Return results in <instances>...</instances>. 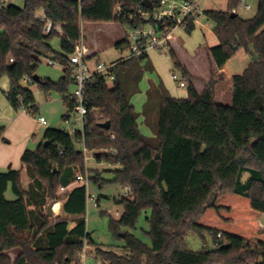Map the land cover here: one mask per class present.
<instances>
[{
    "label": "trees",
    "instance_id": "16d2710c",
    "mask_svg": "<svg viewBox=\"0 0 264 264\" xmlns=\"http://www.w3.org/2000/svg\"><path fill=\"white\" fill-rule=\"evenodd\" d=\"M143 1L25 0L22 8L0 0V80L9 79L5 94L12 108L38 109L34 92L24 85L29 77L31 85L46 96L61 97L68 107L64 119H69L74 107L69 95L75 82L70 56L83 38V24H147L137 16L140 9L146 10ZM228 1L227 11H203L214 23L220 44L209 50L210 78L201 93L194 85L197 78L169 47L189 95L173 97L160 83L147 90L140 114L131 97L139 90L144 70L150 69L149 56L128 58L114 68L113 81L95 75L87 82L88 112L82 131L71 135L49 127L34 151L25 150L21 161L31 179L28 190L21 170L0 172V264H82L85 241L96 246L97 258L107 264H154L158 258L159 264H264V0H258L251 18L232 17L240 0ZM196 19L188 18L187 34L195 30ZM46 20L61 25L64 33L54 28L46 34ZM164 27L175 26L160 24ZM55 36L60 37V51L51 44ZM127 44L124 39L116 47ZM241 48L254 51L258 61L233 76L232 104L218 103V71ZM42 57L63 66L65 74L58 81L41 77L40 82L34 81ZM140 115L147 126L156 115L153 136L141 132ZM106 122L109 129L101 126ZM4 131L0 127V140ZM82 143L96 151L98 163L120 166L112 171L110 182L131 189L118 202L123 205L120 217L110 219L111 231L124 240L125 254L97 246L88 233L84 185L64 195V216L51 219L43 208L49 201L59 203L57 189L69 185L76 170L84 171L85 155L78 148ZM90 181L102 185L106 180L94 174ZM9 187L16 199L7 198ZM147 210L150 244L126 231L136 228ZM121 232L126 233L124 238ZM189 232L202 238L211 235L218 247L191 251L185 241ZM15 249L19 253L13 260L9 253Z\"/></svg>",
    "mask_w": 264,
    "mask_h": 264
},
{
    "label": "rangeland",
    "instance_id": "374dc122",
    "mask_svg": "<svg viewBox=\"0 0 264 264\" xmlns=\"http://www.w3.org/2000/svg\"><path fill=\"white\" fill-rule=\"evenodd\" d=\"M2 3L4 5L8 4H14L16 6L22 7L24 6L25 0H2ZM256 8H257V1L253 3V7L250 10H246L243 7H238L237 11L242 17L244 18H251L256 14ZM86 35L88 40H86L87 45L90 47V49H93L92 44L98 45L99 52L94 55L92 58H89L87 60V63L89 67L92 69L95 68L96 64L102 63V64H111L113 62H116L118 60H122L123 58L129 56L130 51L129 48L125 45L122 48L116 47V41L120 40L121 37H123L124 28L118 23L115 22H108V23H85L83 24ZM174 35H179L182 38H185V36L190 35L185 32V29L183 30L182 27H177L173 31ZM51 44L53 45L54 49L57 51H60V37L55 36L54 39H52ZM154 52H157L158 56L160 57V74L161 77L166 79L167 82H169L172 87L176 89L177 95L179 96L184 95V93L187 92V87H179L177 81H175L172 78V72L175 71L179 74V76L182 77L181 73L175 69L173 65V61L171 60L169 56V49L166 50H153ZM192 55V53H191ZM49 59L42 57L41 63L38 68L37 74L41 78H49L53 81H58L64 73V68L61 64L55 63L53 66L52 64L48 63ZM205 61V60H204ZM206 62V61H205ZM203 63V62H202ZM201 62L196 63L193 62V68L196 71V73L203 75V71L205 68H202L204 66ZM147 62L145 61L143 65H146ZM201 64V65H200ZM144 77L139 83V90L137 93H135L131 97V103L135 106V109L138 113H142L143 105L146 101V93L150 85L152 84L151 81H154L157 83L160 82L161 77L156 73L155 71L147 68L144 70ZM8 78L4 77L1 81V86L5 85V81H7ZM186 81V80H185ZM28 88H31V90L34 92V95L36 97L38 109L35 112H29L26 109H21L19 111L14 110L15 112H19L18 114L21 115L20 118H22L23 123L33 127V132L36 134V139L31 141L29 143L27 150H35L39 143L41 142L44 134V131L51 127L54 129H59L62 131H66L67 133L74 135L77 131L83 130V118L80 114L77 112L72 111L70 113L69 119H64V116L68 112V107L65 105L64 101L61 99L60 96L57 94H52L51 96H46L37 85H31L24 83ZM6 106L9 107V102L6 97V94L3 91H0V114H6L4 118L7 117V111ZM45 117L47 119L48 125H41L40 121H38L39 117ZM3 117V116H1ZM156 115L155 118L152 120V123L147 126V124L144 122L143 115H140L138 117V124L141 132L146 136H153L154 135V129L157 126L156 121ZM5 121H0V127H4ZM24 124L22 126H24ZM21 130H18L15 127L10 128L9 130V136L16 140V138L19 137ZM23 132V131H21ZM4 135V134H3ZM15 145V142H14ZM78 148L82 149V145H78ZM94 152L96 151H90L88 153L89 156H84L85 162H84V171L80 172L76 170V174H84L89 179L92 175L97 174L99 177L101 176L103 178L104 183L102 185H96L91 182L89 193L94 194L96 199L99 200V206L96 205L97 203L93 199H88L87 203V211L85 214L86 224H87V231L91 234V238L93 241H95L97 246H102L105 250H113L119 254H125V251L122 249L124 240L123 239H117L114 232L110 229V219L111 218H119L122 211H123V205L118 204V202L126 197L125 195V188L122 187L118 183L110 182L114 177V174L112 171L116 169H120V166L111 165L105 162L98 163V161L94 158ZM16 165V164H15ZM23 165L22 161L18 163L15 167L17 170H21L23 173L22 177V183L23 187L28 190L30 185V177L28 173L26 172V168H21ZM15 168V169H16ZM76 175V176H77ZM76 181V177L71 183H74ZM77 184L71 186V188H74ZM62 187V186H61ZM59 187L57 189L56 197L60 199V202L57 203L53 208V216H51V219H54L58 216H64V213L61 209L62 202L64 201V195L66 192H68L71 188L67 190H62V188ZM6 196L9 200L16 199L12 188L9 187ZM49 201V200H48ZM54 201H49L43 208L45 209V212H47L49 205ZM30 208H33V206H30ZM150 215V210L144 211L140 218L137 221L136 228L134 229H127L126 231L133 233L138 238H141L145 243L150 244V238L146 234V231L149 230L150 225L147 221V216ZM262 223L264 224V215L261 218ZM71 223H74V220L70 221ZM125 231V230H123ZM125 233V232H121ZM120 233V234H121ZM124 238V237H123ZM187 247L192 251H198L202 249H216L218 247L217 243L214 242L211 235L206 234L205 238H202L200 235H198L195 232H189L186 235L185 238ZM96 246L94 247L90 243H87L86 247V253L85 256L82 257V264H107L102 263L100 258H97L95 254ZM11 258H13L15 253L13 251H10ZM154 264H159V258L155 260Z\"/></svg>",
    "mask_w": 264,
    "mask_h": 264
},
{
    "label": "crops",
    "instance_id": "0c3cea01",
    "mask_svg": "<svg viewBox=\"0 0 264 264\" xmlns=\"http://www.w3.org/2000/svg\"><path fill=\"white\" fill-rule=\"evenodd\" d=\"M228 4H229L228 0H198V5L202 11L205 10L227 11ZM236 13L239 14L238 11ZM84 26L82 32H83V39L86 41L88 40V38ZM214 31H215L214 23L211 20L207 19L206 16L200 15L199 17H197L195 21V30L192 32V34L188 36L186 35L185 38H182L179 35L176 36L172 34L169 41V45H171L169 47H172L175 50L180 61H182L181 63L183 64V66H185L188 69L191 75L197 78L196 80H194V85L199 93H201L204 90L205 82H208L210 78L211 64L208 58L209 50L220 44V40ZM122 35L123 37H121L120 40L116 41V43H119L120 41L124 40V33ZM92 47L93 49L90 50L94 56L99 52V48L98 45L95 44H92ZM148 56H149L148 60L150 62V69L158 73V75L161 77L159 70L161 62L157 52L151 50L148 53ZM193 62L196 63L203 62L202 65L200 64L201 66H204L202 68H205V70L203 71V75L196 73V71L192 67ZM251 62H252L251 53H247L243 48H241L236 52V54L233 57H231V59L228 60L224 68L218 71V78L220 80H218V83L216 85V96H215V99L218 103L227 104V105L232 104L233 102L232 78L234 75L243 73V71ZM151 82L152 84L150 85V87L153 86L158 87L159 84L162 83L165 86V88L168 90L170 95L173 97L186 98L189 95L187 90V92L184 93V95L180 94L178 96L176 89L172 87V85L169 82H167L166 79H164L163 77H161L160 82L157 84L154 81ZM186 84L188 86L187 81ZM0 87H2L1 91L6 93L9 89V79L5 81L4 86L3 85L1 86V81H0ZM6 111H7L6 118H4L6 114H0V121L4 120L6 123L5 124L6 126H4L5 128L3 135L4 137L2 140H0V172L7 171L9 168L15 169L16 168L15 166L18 165V163L20 162L23 153L25 152V150L28 149L29 143L33 141V139L34 140L36 139L35 138L36 134L33 132V127L27 125L26 123L25 124L23 123L22 118H20L21 115L18 114L19 112H15L10 104L9 107L6 106ZM23 124L24 126H22ZM12 127H15L18 130L23 131V132L20 131L21 134L19 135L18 138H16L15 141L13 138L9 136L10 134L9 130ZM21 168H26L25 164H23ZM63 203L64 202H62V205ZM62 205H61V209H62ZM12 251L13 253H15V255L19 253L18 249ZM9 255L11 256L10 253ZM16 256H14L12 259L14 260Z\"/></svg>",
    "mask_w": 264,
    "mask_h": 264
},
{
    "label": "built area",
    "instance_id": "2783aa9c",
    "mask_svg": "<svg viewBox=\"0 0 264 264\" xmlns=\"http://www.w3.org/2000/svg\"><path fill=\"white\" fill-rule=\"evenodd\" d=\"M153 1L156 2V6L153 7ZM258 0H240L238 7H243L246 10H250L253 7V3ZM152 5L146 10L140 9L137 12V16L148 22L147 24L137 26H124V39L126 40L127 47L129 48V56L118 60L111 64L97 63L95 68L89 67L87 60L93 55L86 41L82 38L78 43L74 45V51L70 56V63L73 70L74 86L70 92L69 99L73 102V111L80 114L83 118L87 114L88 110L85 105V86L87 82L95 75H103L109 81H113L114 68L121 62L131 57H140L144 54H148L151 50H166L169 49V40L173 31L177 27H182L183 30L186 28L188 18L190 16L199 17L203 15V11L198 5V0H151ZM233 9V12H237V8ZM117 13H121V7L117 8ZM40 18H43L40 16ZM171 22L174 24V29L170 30L167 27L160 28V24ZM45 33L49 34L54 28H56L59 34H63L62 26H54L51 20H46ZM13 61V59H11ZM49 64L52 66L56 63L55 61L49 60ZM172 78L178 82L180 87H187L186 81L183 77L179 76L177 72H173ZM24 82L31 84L32 80L29 77L24 79ZM41 125H48L47 119L43 116L38 118ZM82 150L84 155L89 156L90 152L87 147L82 143ZM84 185L87 189L88 199H93L98 205V200L94 194L89 193L91 181L84 174L80 173L76 176V181L70 183L67 186H62V190H67L73 185ZM125 195L131 193L130 188H125ZM87 242L85 241L84 249L81 257L85 256Z\"/></svg>",
    "mask_w": 264,
    "mask_h": 264
},
{
    "label": "water",
    "instance_id": "95a60500",
    "mask_svg": "<svg viewBox=\"0 0 264 264\" xmlns=\"http://www.w3.org/2000/svg\"><path fill=\"white\" fill-rule=\"evenodd\" d=\"M142 4H143L144 7L149 8V7H151L152 2H151V0H144ZM231 16L235 17V16H238V15H237V13L233 12V13H231ZM251 56H252V62H257L258 61V57H257V55L255 54L254 51L251 52ZM34 81L35 82H40V76L38 74H36L34 76ZM101 126L103 128L109 129L110 128V123L109 122L102 123ZM159 157H160V155L157 154V158H159ZM54 206H55V202H52L49 205V207H48V216L49 217L53 216V208H54ZM121 236L125 237L126 233H121Z\"/></svg>",
    "mask_w": 264,
    "mask_h": 264
}]
</instances>
